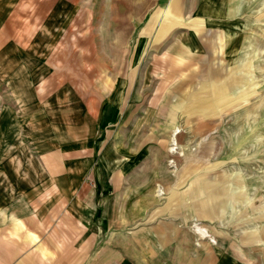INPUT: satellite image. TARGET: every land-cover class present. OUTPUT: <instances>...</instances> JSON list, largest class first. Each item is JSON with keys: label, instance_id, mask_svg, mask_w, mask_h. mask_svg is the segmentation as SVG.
<instances>
[{"label": "rangeland", "instance_id": "1", "mask_svg": "<svg viewBox=\"0 0 264 264\" xmlns=\"http://www.w3.org/2000/svg\"><path fill=\"white\" fill-rule=\"evenodd\" d=\"M62 1L66 34L47 46L84 86L18 103L0 56V191L58 197L64 215L86 184L92 264H264V0ZM97 59L113 88L90 86ZM47 159L67 168L35 184Z\"/></svg>", "mask_w": 264, "mask_h": 264}, {"label": "crops", "instance_id": "2", "mask_svg": "<svg viewBox=\"0 0 264 264\" xmlns=\"http://www.w3.org/2000/svg\"><path fill=\"white\" fill-rule=\"evenodd\" d=\"M66 3L62 0H0V47L11 42L10 48L0 50V56L10 57V84L18 103H58L60 89L84 86L66 76V49L53 53L47 46L49 40L59 39L60 33L66 34L63 32L68 18ZM18 5H25V12L17 14ZM175 5L181 10V0ZM96 61V67L100 64L101 72L106 75L101 83L90 86L113 88L114 83H105L109 78V61ZM110 92L106 95L113 93ZM64 96L67 99L66 93ZM71 97L73 99L65 102L82 104V93H72ZM106 113L104 119L108 122L115 120L119 111L108 106ZM45 161L36 163V167L42 168L43 175L35 178V184L52 181L56 166L67 168L66 163L59 165L60 161ZM43 168L49 169V176ZM81 189V192L69 194L70 214L64 215L58 211V197L49 203L44 200L45 193L32 191L16 200L12 194L0 191V264H92L99 252L93 204L95 193L88 190L86 184H82ZM25 200L31 203L30 208L23 204ZM2 211L5 217L1 216Z\"/></svg>", "mask_w": 264, "mask_h": 264}]
</instances>
